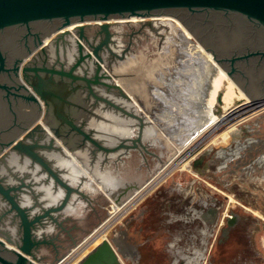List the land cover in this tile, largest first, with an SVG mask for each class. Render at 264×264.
I'll use <instances>...</instances> for the list:
<instances>
[{"label":"water","instance_id":"1","mask_svg":"<svg viewBox=\"0 0 264 264\" xmlns=\"http://www.w3.org/2000/svg\"><path fill=\"white\" fill-rule=\"evenodd\" d=\"M159 16L179 18L243 88L248 99L227 113L260 108L264 0H0V264H38L48 257L45 250L58 257L62 243L75 242L64 225L70 219L64 212L77 199L88 202L90 197L82 181L64 175L69 170L58 168L52 153L73 157L65 150L81 149L93 161L101 154L106 163L110 157L121 159L146 149L149 121L109 69L128 58L134 36L146 26L156 30L153 18ZM132 18L140 26L132 27L117 52L122 26L134 23ZM224 91L217 95L220 104ZM101 105L113 113L114 123L129 127L126 117L135 119L137 133L118 137L113 131L119 138L115 143L100 138L91 118H107ZM47 183L53 184L51 196L63 189L58 202L51 203L49 193L37 190ZM27 195L31 202H26ZM75 264L123 263L111 240L104 238Z\"/></svg>","mask_w":264,"mask_h":264},{"label":"rangeland","instance_id":"2","mask_svg":"<svg viewBox=\"0 0 264 264\" xmlns=\"http://www.w3.org/2000/svg\"><path fill=\"white\" fill-rule=\"evenodd\" d=\"M173 18L153 20L156 30L146 26L134 36L131 56L114 70L129 84L137 108L156 133L144 139L145 156L132 150L124 164L119 163L120 187L130 180L143 185L170 171L143 197V190L138 192L141 197L103 237L128 234L131 252L122 258L123 264H264V181L258 179L257 166L264 161V107L217 128L207 127L197 136L220 114L206 111L204 101L210 74L218 72V66L193 48L202 44L191 32L195 39L187 37L181 30L188 27ZM139 26L137 21L123 24L122 44L129 40L132 27ZM225 78L245 95L228 74ZM231 104L223 102L222 112ZM106 117L95 124L108 125L112 120ZM91 120L93 124L96 118ZM70 161L62 157L58 164L67 166ZM255 164L257 172L252 169ZM69 170L64 175L73 181L77 176ZM39 189L52 195L47 186ZM61 195L60 191L56 196ZM100 202L106 206L99 207V220L92 219L95 228L111 219L117 208L103 193Z\"/></svg>","mask_w":264,"mask_h":264},{"label":"crops","instance_id":"3","mask_svg":"<svg viewBox=\"0 0 264 264\" xmlns=\"http://www.w3.org/2000/svg\"><path fill=\"white\" fill-rule=\"evenodd\" d=\"M211 85L212 84L209 81L208 86H211ZM204 101L206 102V99ZM206 106H207V104L205 103L206 111H208ZM130 155L131 154L126 155V156L122 157L121 159H117L116 157H111L108 162H106L105 164H101L99 161V158L97 160L93 161L86 154L76 152L75 154H73L74 158L69 157L67 155L69 160H71L73 158V161L71 160L70 163L67 164V166L66 165L65 166L58 165V168H60V169L63 168V169L69 170L71 167L73 174L75 176H77L75 181H77V182L82 181V189L89 195L90 201L87 202L86 200L77 199V201H75V204L69 205L64 212L65 216L70 217V219L67 220L64 223V225L68 229H71V234L74 236L75 242L73 243L71 241H67V242L62 243L60 245V248L58 249V257L55 256L56 254L54 251L45 250L44 253L47 254L48 257L45 260L39 262L38 264H54L57 262L56 261L57 258L63 257L66 254H70L73 252H74L73 255H71V257L69 258L70 262L68 260L67 264H75L85 255V254L83 255V253L82 254L80 253V251H82L80 248H82L83 246H81L77 251H75L76 249L75 250H73V249L75 248L77 243H80L85 238H87L88 235L94 230L95 226L97 225V222L94 223L92 221V219L97 218L99 220L100 210H98V209H99V207L101 208V207L106 206V205H102L100 202L101 194L103 193L110 200L113 197L115 201L121 202L129 194H131L137 186H139L138 182L136 183V182H133V180H130V182L125 183V187H123V188H125L124 189L125 192L123 193L121 191L123 188L120 187V184H119L120 181L118 182L117 178H116L117 175H119L118 174L119 163L125 162L124 161L125 158L129 157ZM79 164L80 165L82 164L81 165L82 167H80ZM122 164H124V163H122ZM84 165L88 168V170ZM255 166H256V164L252 165L253 171L257 170V169L254 170ZM257 166H258V171H259L258 179L261 181H264V161H262L261 163H257ZM249 168H250V166H249ZM80 169L82 170L83 173H84V170H86L84 175L80 172L81 171ZM246 172L249 173L250 170H247ZM85 174H88V176ZM90 175H91V177H90ZM75 181L73 180V182H75ZM114 182H117L118 184H115L113 186ZM99 184H102L105 186V188H108L106 193L102 189L99 188ZM43 185H45L42 187L44 189V191H45L46 186L49 188L53 186L52 183H47V184H43ZM60 191L62 192V195L60 196L59 199L53 200V202H58L62 198L64 191L62 188L59 189L58 193ZM112 204H113V201H112ZM87 220H90L89 224H88ZM117 236H119L120 238H118ZM117 236L114 237V239H111V242L113 243L116 251L118 252V254L122 260L123 257H126L127 253L131 252V251L129 252V248H131V246L129 243H127L128 234L126 235V233H124L125 237L123 236L122 233L118 234ZM89 239L86 241L87 243L91 241ZM86 242H84V243H86ZM91 248H93L92 245L87 250V252ZM76 252L79 254H77ZM122 262H123V260H122Z\"/></svg>","mask_w":264,"mask_h":264},{"label":"bare ground","instance_id":"4","mask_svg":"<svg viewBox=\"0 0 264 264\" xmlns=\"http://www.w3.org/2000/svg\"><path fill=\"white\" fill-rule=\"evenodd\" d=\"M171 18H173V17H170V16H159V17H154L153 18V20H159V19H169V20H171ZM174 19V18H173ZM132 20L133 21H136V19L135 18H132ZM172 21V20H171ZM168 30H170V29H168ZM189 39V38H188ZM122 46H123V44H122V42L119 44V46H117V48H116V50H117V52H120L121 51V49H122ZM208 54V57L210 58V59H212V54L210 53V52H208L207 53ZM131 56V52H130V54H128V57H130ZM120 62H123V61H120V60H117L116 62H115V64H113V66H112V68H110L109 69V71L112 73V75L114 76V78H115V80L116 81H118V82H120L126 89H127V87L126 86H128L129 84L128 83H124L122 80H120V77H118V75L115 73V65L116 64H119ZM105 67H107V66H105ZM131 81V80H130ZM139 82V81H138ZM141 82V81H140ZM131 83V82H130ZM240 86V85H239ZM241 87V86H240ZM128 90V89H127ZM129 91V90H128ZM130 93H131V91H129ZM134 93V92H133ZM134 95V94H133ZM134 96H136V95H134ZM247 96V95H246ZM248 97V96H247ZM247 97H245V95H242V93L240 92V91H238V88L236 89L235 87H234V85L232 86V85H230L229 83H228V86L226 87V89H225V92H224V100H225V102L226 103H233V104H231L230 105V107H232V106H235L236 105V103L239 101V100H244V99H246ZM135 99V98H134ZM119 100H122L124 103H127L128 104V102H126L125 100H123V99H119ZM136 100V99H135ZM139 100V99H138ZM120 102V101H119ZM134 105V104H133ZM143 105V104H142ZM145 106V105H144ZM229 107V108H230ZM260 108H263L264 107V102H262L261 104H260V106H259ZM100 110H101V112L103 113V114H106V115H108L109 116V118H113V120H114V122H115V120H116V118L114 119V115H113V113L111 112H106V110L103 108V105H101L100 107H98ZM228 108V109H229ZM256 108L257 107H253L250 111H254V110H256ZM104 109V110H103ZM227 109L225 110V109H223V112L222 113H220L219 115H217V117H215L213 120H211L210 121V123H208V124H205L204 125V127H202V128H200L199 130H198V132H197V136H198V134H200L201 132H203L204 130H206L207 129V127H214V128H216L217 126H220L221 124H223V123H228V122H233V120H235V119H237L238 117L240 118L241 116H245V113H241L242 111H245V109H242L241 111H238L237 113H227ZM257 111V110H256ZM150 112V111H149ZM239 113H241V114H239ZM254 113H255V111H254ZM149 114V113H148ZM247 114V113H246ZM151 115V114H150ZM116 117V116H115ZM146 117V116H145ZM151 117H153V115H151ZM244 118V117H243ZM154 119V118H153ZM242 119V118H241ZM126 120L127 121H130L129 122V124H130V126L128 127V126H124L125 128H128L127 129V132L126 131H124V130H122L123 129V126H122V124H118V123H113V124H108V125H97V126H95V128L97 127V130H98V132H99V134H98V136L100 137V138H102V139H104L105 141H108V143H115V142H117L118 141V137H120V136H124V137H128V136H133V135H130V134H132L133 132H134V129H136V131L134 132V135L137 133V122H136V120L135 119H133V118H127L126 117ZM146 120L147 121H149L148 119H147V117H146ZM154 122V121H153ZM155 124H156V122H155ZM159 124V123H158ZM215 124V125H214ZM233 124V123H232ZM94 125V124H93ZM160 125V124H159ZM152 126V125H151ZM161 126V125H160ZM160 126H158V127H160ZM99 127V128H98ZM161 128V127H160ZM213 128V129H214ZM160 130H162V129H160ZM116 132V133H118L119 135H117V136H115L114 134H112V132ZM155 130L153 129V128H151L150 127V124L148 125V127L146 128V130H145V133H144V139H147L148 137H149V135L151 134V135H153L155 132H154ZM157 131V130H156ZM163 131V130H162ZM126 132V133H125ZM164 133V132H163ZM156 134V133H155ZM196 136V135H195ZM182 144V143H181ZM187 144V143H186ZM189 144V143H188ZM175 146V145H174ZM188 146V145H187ZM181 150H183V148L181 149ZM67 153H69V154H75L76 152H80V153H84V154H86L89 158L91 157V155L89 154V152L88 151H83V150H76V151H73V152H70V151H68V150H65ZM178 152V151H177ZM131 153V152H130ZM129 153V154H130ZM179 153V152H178ZM57 155L58 156H61V157H65V158H68L67 157V154L65 153V152H59V151H55L54 153H52V156L53 157H55V158H57V162H56V164H58L59 162H58V159H59V157H57ZM100 157V158H99ZM99 161H100V163L101 164H105V163H103V157H102V155L100 154L99 155ZM97 158V159H98ZM111 158V157H110ZM72 161H73V158L71 159ZM78 160V159H77ZM80 161V160H79ZM78 161V162H79ZM77 162V163H78ZM81 162V161H80ZM82 163V162H81ZM83 164V163H82ZM81 164V165H82ZM178 164V163H177ZM59 165V164H58ZM80 165V164H79ZM80 165V167H82ZM166 165V164H165ZM175 165V164H174ZM85 166V165H84ZM101 166V165H100ZM86 167V166H85ZM164 167V166H163ZM167 167V166H166ZM87 168V167H86ZM82 169V168H81ZM80 169V170H81ZM61 170H63V169H61ZM83 170V169H82ZM82 170L80 171L83 175H84V173H85V171L86 170H84V173L82 172ZM87 170H88V168H87ZM172 170V169H171ZM94 171V170H93ZM170 171V170H169ZM168 171V172H169ZM88 172V171H87ZM168 172H166V173H163V174H161L162 172H160L159 174H157V175H155L153 178H151L149 181H147L146 183H144L143 185H139V186H137L134 190H133V192L131 193V194H129L125 199H123L121 202H118V201H115L114 200V198L112 197V201H113V203H115L116 204V206H117V208H116V211L114 212V215H113V217L111 218V219H109V217H108V219H106V221L102 224V225H104L107 221H108V223L105 225V226H103V227H101L102 225H100L98 228L96 227V229H95V232L90 236V239L89 240H91V238L93 239V240H91L90 242H86V243H79L77 246H75V248L73 249V250H75V249H79L81 246H83L82 248H80L82 251H80V253L82 254L83 253V255L84 254H86V252H87V250L90 248V246L93 244V243H99V242H101L103 239H104V234H105V232H107L106 230L108 229V227L109 226H111L114 222H116L119 218H121V216L127 211V210H129V208H130V205L131 204H133L134 203V201L138 198H140L141 196L143 197L146 193H148V192H150L151 190H152V188L153 187H155V185H157V183L159 182V181H161L167 174H169ZM172 172V171H171ZM92 174V173H91ZM161 174V175H160ZM85 175H87L88 176V174H85ZM90 177H91V175H90ZM116 177V176H115ZM117 178V177H116ZM89 179V178H88ZM93 179V178H92ZM156 180V181H155ZM95 181V180H94ZM104 181V180H103ZM88 182V181H87ZM96 182V181H95ZM157 182V183H156ZM100 183V182H99ZM92 184V183H91ZM115 184H118L117 182H114V184H113V186L115 185ZM125 185V184H124ZM84 187V186H83ZM99 188L100 189H102L105 193L107 192V189L108 188H105V186L104 185H102V184H99ZM123 190V189H122ZM143 190V191H142ZM140 191H142V194H141V196L140 195H136L138 192H140ZM53 195V194H52ZM136 195V196H135ZM135 196V197H134ZM140 196V197H139ZM27 197V196H26ZM53 197V198H52ZM57 199H59V198H57V196H56V194L54 195V196H51V198H50V200H52V201H50L51 203H53V200H57ZM137 199V200H138ZM136 200V201H137ZM135 201V202H136ZM26 202H29V199H28V197H27V200H26ZM130 202V204H128ZM117 239V238H116ZM72 252V251H71ZM77 253V252H76ZM77 254H79V253H77ZM73 255V254H72ZM74 258V257H73ZM72 258V259H73ZM71 259V260H72ZM69 262H70V260H69Z\"/></svg>","mask_w":264,"mask_h":264},{"label":"flooded vegetation","instance_id":"5","mask_svg":"<svg viewBox=\"0 0 264 264\" xmlns=\"http://www.w3.org/2000/svg\"><path fill=\"white\" fill-rule=\"evenodd\" d=\"M246 18V17H245ZM248 19V18H247ZM254 22V21H253ZM182 24V23H181ZM183 25V24H182ZM178 26L180 27V28H182L181 26H180V24L178 23ZM184 26V25H183ZM184 28H185V30L182 28V30L181 31H185V33H186V36L187 37H189V38H193V39H195L194 38V36L190 33V31H188L187 29H186V27L184 26ZM193 48H195V49H199L200 51H202V52H204V53H208V51L201 45V47H200V45L198 46V45H196L195 44V46L193 47ZM211 53V52H210ZM212 54V53H211ZM208 55V54H207ZM211 60H213L214 61V63H216L215 65H217L218 66V68H216L217 70H218V72L217 71H213L212 72V63H210V67H209V70L212 72L210 75V78H209V81H210V83L212 84L211 86H209V90H208V93H207V95H206V102H207V104H209L208 106H207V109L208 110H210L211 112H218L217 110L218 109H220L222 106H221V104L218 102V100H217V95H218V92L220 91V90H225L226 89V87L228 86V84L227 83H229L228 81H227V78H225V75H226V73H225V71H224V69H222L221 67H220V65H218V63L216 62V59H214V57H213V55H212V59H210L209 58V61H211ZM215 73H217V75H214ZM203 80V79H202ZM227 82V83H226ZM229 84H231V83H229ZM225 92V91H224ZM28 96V98L30 97L29 95H27ZM30 99V98H29ZM223 102L225 103V100H224V95H223ZM223 104V103H222ZM31 113V112H30ZM111 113V112H110ZM89 120H90V118H89ZM111 120H112V122L111 123H109V124H113L114 123V120H113V118H111ZM213 120V119H212ZM95 123H98L97 122V120L96 121H94L93 122V124L95 125ZM95 126H97V124L95 125ZM123 126V129L122 130H124V131H126L127 132V129L128 128H125L124 127V125H122ZM99 128V127H98ZM96 129H97V127H96ZM136 131V129H134V132ZM125 132V133H126ZM134 132L132 133V134H130V135H134ZM144 150V149H143ZM143 156H145L144 155V152L142 151V152H140ZM57 157H59V159H58V162L62 159V157L61 156H58L57 155ZM125 188H123V190H124ZM123 190H121V191H123ZM29 199V198H28ZM30 202L32 201L31 200V198H30V200H29Z\"/></svg>","mask_w":264,"mask_h":264},{"label":"built area","instance_id":"6","mask_svg":"<svg viewBox=\"0 0 264 264\" xmlns=\"http://www.w3.org/2000/svg\"><path fill=\"white\" fill-rule=\"evenodd\" d=\"M91 240H93L92 238H91ZM78 250V248L75 250V251H77ZM74 253V252H73ZM73 253H70L69 254V257H66L64 260H62L59 264H67V261L69 260V258L71 257V255L73 254Z\"/></svg>","mask_w":264,"mask_h":264}]
</instances>
